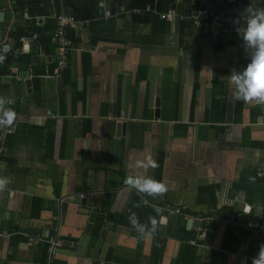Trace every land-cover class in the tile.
I'll return each instance as SVG.
<instances>
[{
  "label": "crops",
  "instance_id": "0c3cea01",
  "mask_svg": "<svg viewBox=\"0 0 264 264\" xmlns=\"http://www.w3.org/2000/svg\"><path fill=\"white\" fill-rule=\"evenodd\" d=\"M195 1L192 11L202 9ZM174 4L173 21L134 25L131 14L118 15L113 33L97 43L90 22L77 20L67 28L73 45L57 78L45 77L56 64L53 40L52 49L39 41L25 50L4 28L19 1L0 0V49L33 56L29 67L15 61L11 75H0V101L22 100L0 155V264H41L45 242L46 264H252L261 232L247 223L264 219V178L255 177L264 169V101L236 100L229 76L246 66L251 49L232 34L195 29L185 0ZM94 33L101 36L99 26ZM35 76L43 81L39 106L29 102ZM147 156L158 166L135 167ZM128 176L163 181L167 191L141 193L144 204ZM76 196H91L92 205ZM93 206L97 218L80 252L74 244ZM168 208L181 210L177 220L164 215ZM130 213L145 225L155 218L156 230L137 233ZM187 219L199 221L196 231Z\"/></svg>",
  "mask_w": 264,
  "mask_h": 264
},
{
  "label": "trees",
  "instance_id": "16d2710c",
  "mask_svg": "<svg viewBox=\"0 0 264 264\" xmlns=\"http://www.w3.org/2000/svg\"><path fill=\"white\" fill-rule=\"evenodd\" d=\"M176 0H112V3L116 8L118 9L121 5H124L128 9H133V8H138V7H144L147 4L152 5L155 7L159 12H166L172 4L175 3ZM53 2V7L56 11L57 14L62 13V12H68L71 10L72 15L77 19V20H88L90 22L89 29L91 32V41L93 43H97L99 40H102L106 38L107 33H113L111 29H115L116 26V17L118 15L120 16H125L121 12L113 13L111 17L105 18L104 17V11H103V6L101 4V0H52ZM119 4V5H118ZM194 5L193 8L196 9L198 8V2L195 1L193 3ZM27 7L29 9V12L32 16L35 15H41L46 17V21L41 24L40 20H26V21H21L17 26L16 30L12 31L10 35L12 37H17L22 34L29 35L30 33L37 32L39 35L43 36V40L39 39L41 42L40 45L43 47H47L48 49H52L47 43L51 41V35L54 31L55 28V19L52 17L50 13L49 7H47V3L44 4L43 0H19V9ZM133 24H138V23H157L164 21L163 19H160L159 15L156 13L154 14L152 11L151 12H143L142 14H134L131 16ZM99 26L101 30V36H95L94 33V28ZM100 35V34H99ZM238 34H232L231 39L232 42H235V38L239 40L240 38L237 36ZM74 38V37H73ZM8 49L11 50L12 48L6 44ZM15 61L21 66L29 67L31 62L33 61V56L31 54H21L18 55L17 57L6 55V57L1 61L2 66L0 69V75H11L10 71V66L11 64L15 63ZM52 66L50 68V72L53 70ZM34 73L36 76L41 74V70L33 69ZM35 78L32 80V86H31V94L30 96V101L33 103L35 106L43 105L44 98L42 96L43 93V81L40 78ZM6 87L7 85H3ZM23 99V98H22ZM21 98L17 99L15 102H5L6 104V109H11L15 112L16 116L14 119V122L19 118L21 112H22V107H21ZM1 157V156H0ZM233 210V209H232ZM231 213L234 214L232 211H228V214L230 215ZM109 217V216H108ZM102 216H98V223H101ZM116 220V219H115ZM117 221V220H116ZM254 221V220H253ZM21 238V237H20ZM49 247L50 243L45 242L42 248V256L43 258L40 259L41 264H46L47 263V257L49 254ZM13 255H9L7 257V260L12 259Z\"/></svg>",
  "mask_w": 264,
  "mask_h": 264
},
{
  "label": "clouds",
  "instance_id": "9594fccd",
  "mask_svg": "<svg viewBox=\"0 0 264 264\" xmlns=\"http://www.w3.org/2000/svg\"><path fill=\"white\" fill-rule=\"evenodd\" d=\"M264 0H251L248 7L242 13L243 21L235 19L233 22L237 25V34L243 43L245 51L251 49L248 63L242 70H233L230 76V84L233 86V95L236 100L264 101V8L256 7L257 3ZM7 45L2 49L4 53L8 51ZM4 57L0 55V60ZM10 101H0V103ZM15 112L11 109L0 110V127L10 126L15 119ZM157 162L147 156L143 160L137 159L135 167L155 168ZM125 183L134 188L138 193H147L148 195L163 194L167 191V186L163 181L154 180L151 177L128 176ZM160 213V209H155ZM129 223L139 234L154 232L157 228V220L149 217L148 224L138 222L135 213H130ZM252 264H264V243L259 247L256 256L252 258Z\"/></svg>",
  "mask_w": 264,
  "mask_h": 264
},
{
  "label": "built area",
  "instance_id": "2783aa9c",
  "mask_svg": "<svg viewBox=\"0 0 264 264\" xmlns=\"http://www.w3.org/2000/svg\"><path fill=\"white\" fill-rule=\"evenodd\" d=\"M11 1V0H9ZM19 1V0H18ZM177 3H181L182 0H176ZM101 4L102 6L105 7V17L109 18L112 16V9L110 7H108L106 5V0H101ZM120 12L122 14H142L143 12H154L157 15H159L162 19H167V20H171L173 21L176 17L180 16L179 13L177 12L176 7H170L166 12H159L155 7H153L150 4H147L144 7H138V8H133V9H128L126 8L124 5H121L120 7ZM13 18L14 15L19 14V19H22L23 21L29 20V18H33L32 15H30L29 13V9L27 7H25L23 10L21 11H13ZM197 15H193L191 16L192 21H193V25L195 29L198 30H204L208 33H210L212 36L214 37H219L222 34H237V26L234 25H229L225 22H223L220 19V15L218 14H213L210 11H208L207 9H200L197 11ZM52 17L55 19V28L53 31V34L51 35V40H53V42L56 45V64L53 68V71L50 75H47L45 77L48 76H53V77H60L62 74V71L65 69L67 61H68V57H69V52L70 49L73 45V41H72V37L67 33V28L70 27H74L78 22L77 19L72 15V14H68L65 12H62L60 14H53ZM183 18V16H181ZM185 17V16H184ZM13 18L9 17L10 21L9 23H5V31L6 34H10L11 31H15L16 28L14 26L13 23ZM36 20H41L44 17L41 16H36L35 17ZM40 39V35L36 32L34 33H30L29 35H20L17 40V42H20L22 47L24 44H28V43H32V42H39ZM3 48L0 49V55H2L4 58L6 57V55L10 54L11 52H9V50L4 53L2 51ZM17 53V52H15ZM3 58V59H4ZM2 59V60H3ZM0 60V61H2ZM34 76V74H32V72H29V76H26V80L27 78H32ZM20 81L24 80L23 77L19 78ZM12 131L11 126H3L2 127V134H0V154L3 151V147L5 144V135L9 132ZM256 178H264V169L258 170L255 174ZM167 212H169V214H179L182 213L181 210L179 208L176 209H172V208H168L166 210ZM207 220H214L216 223L218 222V218H215V216L213 215H209L205 217ZM231 223L232 222V218L230 220ZM247 227H252V228H257L259 231L264 230V219H256L254 221H249L247 223ZM202 229V228H201Z\"/></svg>",
  "mask_w": 264,
  "mask_h": 264
},
{
  "label": "water",
  "instance_id": "95a60500",
  "mask_svg": "<svg viewBox=\"0 0 264 264\" xmlns=\"http://www.w3.org/2000/svg\"><path fill=\"white\" fill-rule=\"evenodd\" d=\"M51 0H44V4L47 2H50ZM197 2H199V4L207 9L208 11H210L213 14H218L220 15V19L229 24V25H234L237 26L236 24H234V20L235 19H241V21H243V17H242V13H244V10L248 7L249 3L251 2V0H244L243 2H240L239 0H196ZM191 4H192V0H185V8H186V14L187 15H197V11H192L191 8ZM47 6L50 7V12L51 14H55V9L53 8V5L51 3H47ZM173 7H176V4H173ZM256 7H260V8H264V2L261 3H257ZM112 12H115L116 7L114 5H112ZM7 11L9 10V8L6 9ZM70 14H72L71 10L69 11ZM4 18H5V12L1 11L0 12V22L3 23L4 22ZM43 19H41L42 21ZM15 41V39L13 38V42ZM36 47V50L38 48V43L37 42H32L29 43L25 46V50L27 48H29L32 52H33V48ZM36 52V51H34ZM75 203L77 204H82V205H92V197L91 196H87V197H82V196H76L74 198ZM67 204H64V208L66 207ZM97 213H98V208L96 206L92 207V211L90 213V217L88 219L87 225L83 231V234L80 238L79 243L74 244L75 246L78 245V251L83 252L84 247L88 244V240L90 239V233L93 227V224L96 221L97 218ZM164 215L168 216L169 212H164ZM171 220L173 221L174 219L177 220L178 215L176 214H171L170 215ZM183 224L186 225V228L192 231H196L197 227L199 225V221L198 220H193V219H187L183 221ZM109 223H107L103 229V231L105 232L106 228H109ZM260 239L262 241V243H264V230L260 231ZM195 233V232H194ZM102 235V234H101ZM104 236V235H103Z\"/></svg>",
  "mask_w": 264,
  "mask_h": 264
},
{
  "label": "rangeland",
  "instance_id": "374dc122",
  "mask_svg": "<svg viewBox=\"0 0 264 264\" xmlns=\"http://www.w3.org/2000/svg\"><path fill=\"white\" fill-rule=\"evenodd\" d=\"M59 14H60V13H59ZM0 155H1V154H0ZM138 194H139V195H140V196L143 198V200H142V201H143V203H144V204H146V203L148 202V201H147V199H146V198H144V197H143V195H142L141 193H138Z\"/></svg>",
  "mask_w": 264,
  "mask_h": 264
}]
</instances>
